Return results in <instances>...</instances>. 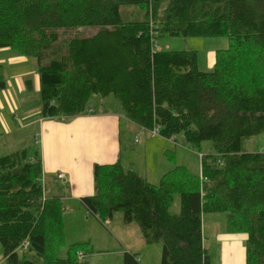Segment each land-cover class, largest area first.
<instances>
[{"label":"trees","instance_id":"16d2710c","mask_svg":"<svg viewBox=\"0 0 264 264\" xmlns=\"http://www.w3.org/2000/svg\"><path fill=\"white\" fill-rule=\"evenodd\" d=\"M122 5L139 6L144 19L123 22ZM78 28L97 32L59 36ZM162 36L229 45L202 72L194 51H153ZM1 50L36 62L43 119L86 115L92 97H113L137 127L173 142L181 135L193 152L211 143L198 173L175 166L157 184L119 161L95 165L87 211L100 220L120 211L146 244H161L160 264H209L202 217L224 214V233L246 236L245 264H264V153L245 148L264 133V0H0ZM5 85L0 64V91ZM26 153L0 156L3 264H79L85 244L66 246V205L47 197L41 160ZM123 264H140L137 254L125 252Z\"/></svg>","mask_w":264,"mask_h":264},{"label":"rangeland","instance_id":"374dc122","mask_svg":"<svg viewBox=\"0 0 264 264\" xmlns=\"http://www.w3.org/2000/svg\"><path fill=\"white\" fill-rule=\"evenodd\" d=\"M120 17L123 22H136L144 19V10L136 5L120 6ZM97 32L96 28H78L72 29L67 34L60 32L61 37H90ZM61 40V39H60ZM155 44L162 51H194L197 54L198 70L202 72H210L214 67L215 51L228 48L229 42L226 38H204V37H181V36H162L155 39ZM20 56L11 50L0 51V64L3 66L6 79L5 88L9 91V113L15 116L18 110L22 108L26 111L29 117L35 118L36 122L41 117V106L39 100V74L36 62L33 59L22 58L18 62ZM18 75L22 80V85L25 91L26 81L31 83L33 91L29 102L24 101L23 94L20 96V106L16 102L15 94L12 90L9 78L15 82V75ZM10 80V79H9ZM11 81V80H10ZM17 90L15 82V91ZM3 97V96H2ZM113 98V97H112ZM4 99V98H3ZM117 102V101H116ZM12 104H15L13 106ZM2 126V125H1ZM6 126V125H5ZM0 131V156L15 151L21 147L27 149V159L31 156H36L37 152L41 154L43 140L38 132V125L30 128L10 130V128ZM136 133L140 143L131 148L133 134ZM155 137H150L147 132L141 134L136 129L129 133H122V155L121 164L131 171L137 173L143 179H147L148 167L155 169V174L159 173L158 166L169 167L166 171L175 166H184L191 172L198 173L200 168V157L212 153V145L210 142L201 144L198 152H193L181 144L182 136L178 135L176 142L169 141L159 137L158 145H152L148 152H144V141L153 142ZM149 140V141H147ZM172 144H171V143ZM148 143H146L148 145ZM245 148L251 152L264 153V133L253 137L246 141ZM97 150L96 148L87 150V153ZM147 154L149 159L147 160ZM166 171L159 178L166 173ZM44 175V173H42ZM44 176L38 178L39 183L44 189L47 197L53 196L52 186L48 182L43 185ZM158 180V181H159ZM61 188L60 185H58ZM54 197V196H53ZM169 212L173 215L179 213V197L174 196ZM204 215L202 226L203 246L209 258V264H219L220 247L215 242V235L218 232H223L225 227V215L216 214ZM211 218H217L218 221H212ZM104 220V221H103ZM104 222V223H102ZM64 237L66 246L74 243L85 244L81 251L79 259L82 260L79 264H123V255L125 252L137 254L140 264H160L161 260V244H146L143 240L139 228L135 223L125 224L123 215L120 211L114 212L111 217L98 219L94 214L87 211L85 208L74 204L66 203V212L63 218ZM61 251L59 255H63ZM0 264H3V251L0 246Z\"/></svg>","mask_w":264,"mask_h":264},{"label":"crops","instance_id":"0c3cea01","mask_svg":"<svg viewBox=\"0 0 264 264\" xmlns=\"http://www.w3.org/2000/svg\"><path fill=\"white\" fill-rule=\"evenodd\" d=\"M22 58L16 59L17 64L22 61ZM9 79L7 83L11 84L18 105L20 106V96L23 94H26L24 101L29 102L33 89L25 91L21 78L16 74L17 90L15 91V82L12 78ZM9 97L10 93L6 88L0 91V131L3 132L2 127L15 130L16 128L25 129L38 125L43 145L41 154L37 152L35 158L41 160L44 186L49 182L52 186L53 196L61 198L65 205L74 203L84 208L81 204L82 198L93 194V167L95 165H108L116 161L122 163V133L124 131L131 133L136 129L141 134L145 131L150 137H155L151 138L153 142L144 141V152H148V148L151 149L152 145L159 144L157 142V139H160L159 136L125 120L120 105L112 97H92L88 105L89 113L86 115L68 120L40 118L37 122L35 118L29 117L26 106V111L22 108V111L18 110L16 115L12 116L8 111L7 100L9 101ZM12 105L15 106V104ZM139 143L140 141L134 133L133 146L130 149L133 151V147ZM94 148L97 150L87 153L88 149ZM121 165L124 169L130 170L124 164ZM160 167L161 164L158 166L159 173L156 174L155 169L152 170L151 167H148V177L144 179L150 184H157L160 181L157 179L159 175L169 168ZM58 172L64 175L62 181L57 178ZM211 219L218 221L217 218ZM203 220L204 217H202V226ZM245 241V235H228L224 231L218 232L215 235V242L220 247L219 264H245Z\"/></svg>","mask_w":264,"mask_h":264},{"label":"built area","instance_id":"2783aa9c","mask_svg":"<svg viewBox=\"0 0 264 264\" xmlns=\"http://www.w3.org/2000/svg\"><path fill=\"white\" fill-rule=\"evenodd\" d=\"M151 45H152V49H153V51H158V50L160 49L159 46L155 44V39H154V38L152 39ZM152 133L158 135V133H157V129H153V130H152ZM42 176H43V175H42ZM57 178H58V180L62 181V180L64 179V175H63V173L58 172V173H57ZM42 179H43V177H42ZM43 185H44V179H43ZM22 246H23V248H25V247L27 246V242H24ZM80 255H81V254H80Z\"/></svg>","mask_w":264,"mask_h":264}]
</instances>
